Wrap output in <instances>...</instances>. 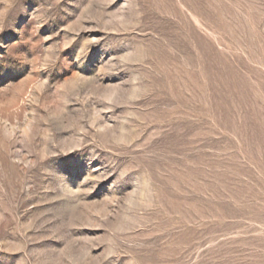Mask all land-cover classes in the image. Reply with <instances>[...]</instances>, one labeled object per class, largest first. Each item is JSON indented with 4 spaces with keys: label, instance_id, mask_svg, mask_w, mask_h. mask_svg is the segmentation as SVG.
<instances>
[{
    "label": "rangeland",
    "instance_id": "rangeland-1",
    "mask_svg": "<svg viewBox=\"0 0 264 264\" xmlns=\"http://www.w3.org/2000/svg\"><path fill=\"white\" fill-rule=\"evenodd\" d=\"M0 264H264V0H0Z\"/></svg>",
    "mask_w": 264,
    "mask_h": 264
}]
</instances>
